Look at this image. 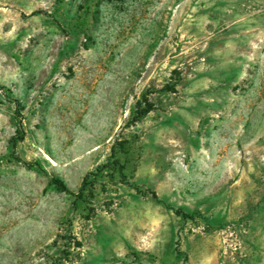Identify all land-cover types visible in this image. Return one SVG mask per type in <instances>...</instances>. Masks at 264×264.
I'll return each mask as SVG.
<instances>
[{
    "label": "rangeland",
    "instance_id": "obj_1",
    "mask_svg": "<svg viewBox=\"0 0 264 264\" xmlns=\"http://www.w3.org/2000/svg\"><path fill=\"white\" fill-rule=\"evenodd\" d=\"M0 264H264V0H0Z\"/></svg>",
    "mask_w": 264,
    "mask_h": 264
},
{
    "label": "trees",
    "instance_id": "obj_2",
    "mask_svg": "<svg viewBox=\"0 0 264 264\" xmlns=\"http://www.w3.org/2000/svg\"><path fill=\"white\" fill-rule=\"evenodd\" d=\"M149 110L150 109H146L145 111H149ZM20 137H22V135ZM13 141H14L13 145H15L18 141V138L15 137ZM26 166L34 168V165L28 162H26ZM115 169L119 171L121 174H123L122 170L119 169L118 166H115ZM52 183L57 189L68 193H72V191L68 188V186L64 183L62 179L54 177L52 178ZM89 185L90 183L88 181V178H86L85 182L80 186V190H79L80 194H83Z\"/></svg>",
    "mask_w": 264,
    "mask_h": 264
}]
</instances>
